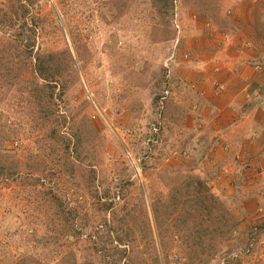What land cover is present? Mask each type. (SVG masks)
I'll return each mask as SVG.
<instances>
[{
	"label": "rangeland",
	"instance_id": "obj_1",
	"mask_svg": "<svg viewBox=\"0 0 264 264\" xmlns=\"http://www.w3.org/2000/svg\"><path fill=\"white\" fill-rule=\"evenodd\" d=\"M167 3L26 0L19 40L0 0V264H264V173L198 103L247 0ZM46 54L64 72L47 124L31 92ZM55 197L80 212L77 242Z\"/></svg>",
	"mask_w": 264,
	"mask_h": 264
},
{
	"label": "crops",
	"instance_id": "obj_2",
	"mask_svg": "<svg viewBox=\"0 0 264 264\" xmlns=\"http://www.w3.org/2000/svg\"><path fill=\"white\" fill-rule=\"evenodd\" d=\"M240 9L232 16L237 26L225 29L227 32L221 35L223 49L219 52L220 58L217 64L222 67L217 75L212 74L214 82L208 86L209 95L198 103L204 105L205 109L209 108V112L212 113L209 115L212 119L210 122L212 126L209 129L216 127L219 134L226 132L228 137L232 138V145L238 144L239 149L246 144L244 151L247 153V173L254 174L262 169L259 172L262 174L264 173V2L247 0L244 12L247 18L242 15L246 19H236L238 11L243 13ZM253 15L259 17H252ZM260 60L262 62L259 63H263L261 65L263 70L260 66L252 67ZM219 86H223V89ZM241 111L247 112V126L237 131L238 124L242 120ZM209 125L207 124L205 130ZM243 131L247 132L245 134L247 141L242 134ZM226 150L228 151L229 148L226 147ZM261 176L264 177V174Z\"/></svg>",
	"mask_w": 264,
	"mask_h": 264
},
{
	"label": "trees",
	"instance_id": "obj_3",
	"mask_svg": "<svg viewBox=\"0 0 264 264\" xmlns=\"http://www.w3.org/2000/svg\"><path fill=\"white\" fill-rule=\"evenodd\" d=\"M26 0H16V5H13L11 10H13L14 14H12V16H10V23L9 25H11L10 28H15L16 26H18V23L20 24V27H18L19 29H21L20 34H18V38L20 40V38H22V35H24L26 30V23H25V13L28 11L27 10V5L24 4ZM28 1V0H27ZM161 2L163 3H167V0H161ZM168 4V3H167ZM169 6V4H168ZM159 9H162V6L159 7ZM12 12V13H13ZM8 17V15H5ZM20 31V30H19ZM33 33L31 34L30 37L35 38V31L32 30ZM18 40V41H19ZM35 47V43L33 41V39H31V43L28 45V49L29 50V56L33 54V50H31L32 48L34 49ZM28 49L26 50V52L28 51ZM17 52H23L24 49L18 47L16 48ZM58 62V59L56 58V55L54 54H46V55H37V62L35 64V74L37 75V78H40L41 80L44 81L43 86L41 87V89H38L37 86L35 85L34 89L31 90L32 95L34 96L33 92L35 91L36 97L37 99H39V102L43 108V117L46 120L50 121L52 119V117H54L55 115H57V113H59V109H61L62 106H59L56 103V99H55V91L57 89V87L60 88L59 86V82L57 81L56 77H62V75H64V72L60 71V69H58L56 67V64ZM64 70V69H63ZM30 85H34L33 82L30 83ZM63 89L65 91V86L63 85ZM61 97V95H60ZM67 119V118H64ZM45 122V124H47V122ZM51 139L55 140L57 139L56 135L57 132L55 129H52V134H51ZM42 136L39 137V140L41 139ZM66 146L63 148V154L64 156L70 153V148H71V144L70 142H67L65 144ZM52 146H50L49 148H51ZM48 150V149H47ZM58 151L55 152V148H51V154L56 155ZM50 153V152H49ZM62 154V152H61ZM62 154V155H63ZM49 155V154H48ZM97 174V172L95 170H92V177H95ZM5 175H9L8 172H6V170H2L0 172V178L5 179ZM94 179V178H92ZM59 198L55 197L54 201L57 203L59 202V204H57L59 206V210H58V214L59 216L64 220V224L63 227H61V236H67L69 242H77L78 236L80 233L79 227H77V220L79 217L80 212L75 210H67V208H64L63 203H61V201H58ZM105 209L109 210L112 209L113 205L112 204H104ZM70 237H73V241L70 240ZM120 243H124L123 239H119L118 240ZM200 242H197V244H199ZM178 263V262H175ZM179 264V263H178Z\"/></svg>",
	"mask_w": 264,
	"mask_h": 264
},
{
	"label": "built area",
	"instance_id": "obj_4",
	"mask_svg": "<svg viewBox=\"0 0 264 264\" xmlns=\"http://www.w3.org/2000/svg\"><path fill=\"white\" fill-rule=\"evenodd\" d=\"M258 68H259V66H258ZM260 69H263L262 66H260ZM219 87H220L221 89H223V86H219Z\"/></svg>",
	"mask_w": 264,
	"mask_h": 264
}]
</instances>
